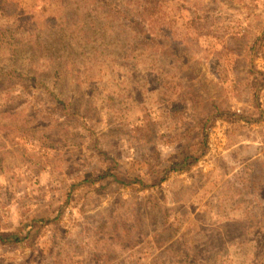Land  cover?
Returning <instances> with one entry per match:
<instances>
[{"label": "rangeland", "instance_id": "obj_1", "mask_svg": "<svg viewBox=\"0 0 264 264\" xmlns=\"http://www.w3.org/2000/svg\"><path fill=\"white\" fill-rule=\"evenodd\" d=\"M105 4H130L136 26L113 8L91 11L94 0H0L1 229L54 213L95 167L117 163L122 178L75 187L35 246L0 244V264H264V114L251 106L261 98L264 0ZM42 41L67 59L49 61ZM214 105L233 116H210L206 155L155 183L151 170L199 141L197 121Z\"/></svg>", "mask_w": 264, "mask_h": 264}, {"label": "trees", "instance_id": "obj_2", "mask_svg": "<svg viewBox=\"0 0 264 264\" xmlns=\"http://www.w3.org/2000/svg\"><path fill=\"white\" fill-rule=\"evenodd\" d=\"M110 1V0H107ZM114 2V1H113ZM94 4L95 6H93V8H91V11L94 10H105V8H113V11H117L120 12V16L121 14H123L124 16H129L131 17V24L135 25L137 23L138 20H133L132 15H131V10H130V4H127L126 6V11H124L122 8H117L116 6H109L107 4H105V0H94ZM136 26V25H135ZM124 24L123 21L117 23L116 27H115V33H118L119 30H123L124 28ZM136 33L137 36H139L140 38L143 35V38L146 36L147 38L149 37L150 31H145L144 28L140 29L138 27H136ZM174 33H176L174 31ZM52 35H54V37L56 38V40L58 39V37L61 38H65V34L63 32L62 29H58L55 32L51 33ZM91 33L87 32L85 33V35H89ZM169 35V33H168ZM94 34L91 35L89 37V40H92ZM119 36V35H118ZM174 37H177V35H174ZM142 38V39H143ZM197 38V37H196ZM140 39V40H142ZM198 41V38L196 39ZM71 41V40H70ZM142 42L144 43V41L142 40ZM42 46H41V54L44 56H48V52H49V47L47 46V44L42 41ZM68 44L69 41L67 42ZM166 43V42H165ZM61 57L63 59H67V52L65 50H61V51H55L53 53L52 56H48L49 61H51L52 59H54L55 57ZM94 60L97 62V59L95 57H93ZM253 72L255 73L256 76H258V80H259V88L258 91H260L262 88H264V71H261L259 68L257 69H253ZM50 71H48L47 74H49ZM20 75V74H18ZM10 79L11 82L8 83V88H14L17 84H19L20 81H16L14 80V75H10ZM23 88H26V84L22 85ZM141 87L145 89L144 85H138V83L135 84V87ZM27 91L29 93L32 94V90L27 89ZM33 96H35V100L38 101H46L47 97H43L42 95L39 94H33ZM41 103H45V102H41ZM59 103H62L59 101ZM7 105H9L10 107H13L12 104L7 103ZM58 105V103H57ZM219 105H214L213 107V111L210 112L209 114H207L206 117H202L200 118L197 122H198V140L197 143H190L188 146L191 147V149H187L184 150L183 152V157L180 158L179 160H176L172 163H170L169 165H166L164 167H162L161 169L157 170L154 172V169H152L151 171L153 172V176L152 178L153 181L155 183L157 182H161L164 177L171 172H177V171H188L190 169H192L193 165L195 163H197L200 159H202L205 155H206V150H207V136H208V132H207V124L209 122L210 116L216 112H219L220 110H218ZM227 110V109H226ZM71 112H67V115H70ZM228 111H220V115L224 116V117H232V113H228ZM76 114V113H73ZM227 114V115H225ZM232 115V116H231ZM81 118H82V122L81 124H83L84 121V115L81 113L80 114ZM241 120H248V122H253V121H259V117H253V118H248L247 116H243L240 115L239 117ZM250 119V121H249ZM86 123V122H85ZM210 123V122H209ZM5 129L10 128V125L5 122L4 125ZM94 131H96L97 133V129L93 128ZM61 130L59 129L58 134H61ZM178 137V136H177ZM79 139H82L81 137H78ZM100 138V135H99ZM61 139V137H54V139H51L52 142H55L54 144H57L56 141ZM197 139V138H196ZM171 142H173L172 138L169 139ZM79 142H77V144L79 145ZM192 145H194V147H192ZM160 161V163H163V160L157 159L154 162V165L156 163H158ZM117 165V163L115 164H109L106 167L104 166H98L95 167L94 169H92L90 171V173L88 175H82L80 177V179L78 181H74V183H72L69 188L64 189L63 193L66 196V198L62 199L60 201V203H58V206L56 208V211L52 214H46L43 216H35L32 219V222L30 223V225L26 226L28 228H25V226L20 225V226H16L15 228H13L11 231L5 232L1 229L0 227V244L6 247H27V248H31L32 246H35L34 244L37 242V237L40 236V233L46 229L47 227H53L54 225H56L58 223V221L61 219V217L63 216L65 210L67 209V207L70 205L71 200H72V190H74L75 187L78 186H82V188H85L87 191L86 193H89V191L92 190H97V189H103L105 186L113 183V182H122V178H120V175L118 172H116V168L115 167ZM160 172V173H159ZM159 173V174H158ZM160 175V177L158 175ZM156 178V179H155ZM133 180H139L143 183V179L136 177ZM54 254V252L52 253ZM56 255V254H55ZM29 260H25L23 262H21L20 264H29ZM52 264V263H50Z\"/></svg>", "mask_w": 264, "mask_h": 264}, {"label": "crops", "instance_id": "obj_3", "mask_svg": "<svg viewBox=\"0 0 264 264\" xmlns=\"http://www.w3.org/2000/svg\"><path fill=\"white\" fill-rule=\"evenodd\" d=\"M260 91H261V92H260V94H261V98L259 99V101H256V103L252 104L251 106H258L259 109H260V110L262 111V113L264 114V110L262 109V108H264V88H262ZM253 114H255L254 116H259L258 113L253 112ZM263 114H262V115H263ZM260 117H261V116H260ZM260 117H259V118H260ZM263 121H264V119H263Z\"/></svg>", "mask_w": 264, "mask_h": 264}]
</instances>
